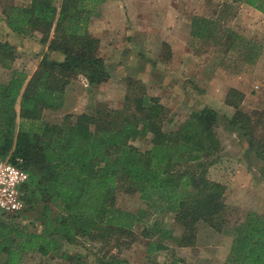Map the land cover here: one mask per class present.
<instances>
[{
    "label": "trees",
    "instance_id": "16d2710c",
    "mask_svg": "<svg viewBox=\"0 0 264 264\" xmlns=\"http://www.w3.org/2000/svg\"><path fill=\"white\" fill-rule=\"evenodd\" d=\"M102 1L30 0L2 10L12 33L36 38L58 58L43 55L29 75L12 69L16 49L0 42V66L11 71L8 82L0 83V159H21L20 167L28 174L21 217L0 213V264H20L26 252L43 257L60 253L61 243L78 237L102 246L95 264H129L112 250L120 251L140 238L146 240L148 254L166 250L164 240L190 248L196 242L198 223H207L216 232L228 223L225 187L207 178V169L222 148L213 131L218 119L213 109L191 112L176 129H169L172 120L159 98L149 96L140 80L128 79L121 109L99 103L89 113L65 115L60 124L42 120L45 110L60 107L59 96L77 77L96 87L108 81L100 40L87 31L89 18ZM231 2L264 14V0ZM192 24L199 37L214 39L211 26L217 29L216 24L208 20ZM223 29L232 38L230 29ZM240 46L246 50V64L261 56V46L255 43L244 40ZM166 56L162 53L160 60ZM242 99L240 91L227 93L224 103L235 109L229 125L264 161V113L239 110ZM145 137L149 148L142 151L131 144ZM120 193L156 201L173 215L182 229L180 237L156 225L136 233L133 227L141 217L117 208ZM52 208L61 212L51 222ZM151 237L158 238L150 241ZM225 264H264V216L249 213L235 225Z\"/></svg>",
    "mask_w": 264,
    "mask_h": 264
},
{
    "label": "rangeland",
    "instance_id": "374dc122",
    "mask_svg": "<svg viewBox=\"0 0 264 264\" xmlns=\"http://www.w3.org/2000/svg\"><path fill=\"white\" fill-rule=\"evenodd\" d=\"M11 1L20 6L25 0ZM3 7L0 4V12ZM194 20L216 24L217 29L211 26L214 39L199 37L192 24ZM88 25L87 31L90 29L99 37L100 55L105 60L109 79L99 88L88 90L77 77L72 82L73 88L59 96L60 107L43 112L44 122L60 124L65 115L89 113L97 106L89 104L96 100L109 109H121L127 80L136 79L143 83L149 96L158 97L168 109L172 120L169 129H176L191 112L204 107L216 111L218 119L213 131L222 147L207 169V178L225 187L228 223L220 232L200 222L193 247L180 248L171 240H164L166 250L148 254L146 240L140 238L120 251L113 249L112 253H118L129 264H172L173 261L225 264L235 225L243 222L249 213L264 216V161L249 150L242 134L229 125L235 109L224 103L229 90L241 89L245 93L239 110L264 113V14L231 0H103ZM223 28L230 29L232 38ZM235 35L240 39H233ZM244 40L262 49L261 56L248 67L243 59L246 50L240 46ZM15 49L18 58L12 69L32 74L43 55L30 54L31 47L27 51ZM165 52L167 58L162 62L161 54ZM10 76L11 71L0 66V83H6ZM131 144L143 151L150 146L149 137L138 138ZM154 202L120 193L116 206L141 217L140 223L133 227L136 233L156 225L157 229L169 231L172 237H180L182 229L174 222L173 215ZM59 212L52 208L48 214L51 222ZM157 238L151 237L150 241ZM61 246L60 253L77 255V260L61 258L60 253L43 257L26 252L20 264H95L96 258L103 254L100 244L80 237Z\"/></svg>",
    "mask_w": 264,
    "mask_h": 264
},
{
    "label": "built area",
    "instance_id": "2783aa9c",
    "mask_svg": "<svg viewBox=\"0 0 264 264\" xmlns=\"http://www.w3.org/2000/svg\"><path fill=\"white\" fill-rule=\"evenodd\" d=\"M21 159L14 162L0 159V213L21 217L25 210V185L28 174L20 167Z\"/></svg>",
    "mask_w": 264,
    "mask_h": 264
},
{
    "label": "crops",
    "instance_id": "0c3cea01",
    "mask_svg": "<svg viewBox=\"0 0 264 264\" xmlns=\"http://www.w3.org/2000/svg\"><path fill=\"white\" fill-rule=\"evenodd\" d=\"M29 2H30V0H25L22 5H27ZM0 4L1 5H4L5 7L10 6V5H15V3L13 1H11V0H0ZM15 6H17V5H15ZM5 7H3V8H5ZM88 33H89L90 36L99 39V37L96 34H93L90 29H88ZM0 42H7L9 45H11V46H13L15 48H21L24 51H27L26 50L27 47H31L32 53H30V54H41V55H46L47 54L51 58H54V59L58 58V54L48 53L47 48L46 47H43L42 45H40V43L38 42V40H36L34 38H32V39H30V38H24V37H21V36H18L16 34L12 33L9 30V28L7 27V25H6L5 17L3 16L2 11L0 12ZM184 53H186V51H184ZM190 65H192L191 62H190ZM190 65H188V67H190ZM262 65L264 66V62L262 63ZM248 66L249 65L247 64L246 67H248ZM79 78L82 79L83 84L86 86V88L88 90H90L92 88L93 89L94 88H99V86L98 87H96V86H90L88 84L87 80L83 76H79ZM8 80L6 81V83L8 82ZM72 82L67 86L64 94L67 93V92H69V89L73 88L74 85L72 84ZM2 84H4V83H2ZM232 88H234V87H232ZM239 91L242 92V93L244 92L241 89ZM92 103L93 104L90 103L89 105H91V106L94 105L95 106V105L99 104V102L97 100L95 102H92ZM88 107H87V109L90 108V107L89 108ZM86 112H88V111H85V112H82V113H86Z\"/></svg>",
    "mask_w": 264,
    "mask_h": 264
}]
</instances>
